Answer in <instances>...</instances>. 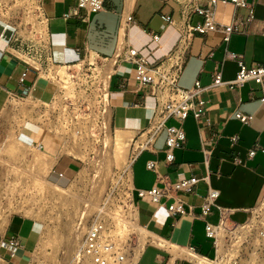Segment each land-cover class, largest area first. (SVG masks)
I'll return each instance as SVG.
<instances>
[{"label": "crops", "instance_id": "0c3cea01", "mask_svg": "<svg viewBox=\"0 0 264 264\" xmlns=\"http://www.w3.org/2000/svg\"><path fill=\"white\" fill-rule=\"evenodd\" d=\"M105 0V10L91 13L86 20L77 15L65 17L73 11L77 0H43L48 17L44 37L29 34L20 27L16 39L10 43L0 41V111L8 99L29 98L47 103L58 96L57 83L51 72L58 66L78 62L87 52L112 57L119 47L120 25L123 13L133 6L135 22L129 27L131 44L148 62L155 63L166 57L177 45L181 33L177 24H168L161 13L180 18L175 1L161 3L158 0ZM209 5V0H201ZM248 6L236 7L219 1L215 7V19L224 24L234 22L236 31L228 44L222 32L196 33L178 85L191 88L199 80L202 86H211L202 97L206 101L207 115L197 121L190 114L184 123L186 141L183 148L174 151L175 159L166 160L165 130L160 132L149 146L142 149L135 160L126 166L134 190L132 197L137 208L138 223L144 231V247L134 264H205L204 259L218 257L217 241L206 232V221L217 225L243 223L264 196V95L262 86L250 81L241 88L228 85L212 86L215 66L223 63V79L232 80L239 71L238 61L227 57V51L242 57L247 66L264 63V0H246ZM251 11L253 13H251ZM81 14H85L82 10ZM253 14V17H251ZM194 15L193 23L202 20ZM160 35L159 41L152 34ZM122 46V45H121ZM120 46V48H121ZM62 89V88H61ZM109 116L119 140L132 141L146 130L154 118L157 100L149 87H142L135 77V65L121 60L110 79ZM241 110L254 116L251 124H243L235 117ZM172 125L180 123L168 119ZM19 142L33 146L31 158L38 157L39 169L53 173L71 174L80 168L81 162L64 151L65 138L36 122L27 121L19 130ZM222 136L213 142L216 134ZM239 140L233 144L232 135ZM143 134L138 143L145 142ZM212 148L211 157L205 161L203 141ZM42 143L39 149L37 144ZM256 154L248 157L249 149L256 144ZM117 147V146H116ZM111 153L112 160L118 155ZM235 158L241 161L236 162ZM149 160L158 162V170L171 181L191 176L201 179L196 193H183L186 209L192 213L171 215L167 204L156 203L149 197L140 198L139 189H151L157 183V174L147 168ZM79 164V165H78ZM130 166V168H129ZM75 174V173H74ZM208 177L206 181L205 178ZM209 186L219 190L210 214L199 218L201 203ZM240 216L242 221H235ZM222 222V223H223ZM39 224L28 218L12 220L5 232L0 233V264L22 262L18 257L29 254L36 261L39 249ZM17 238L20 247L11 257L3 242ZM38 245V247H37Z\"/></svg>", "mask_w": 264, "mask_h": 264}, {"label": "built area", "instance_id": "2783aa9c", "mask_svg": "<svg viewBox=\"0 0 264 264\" xmlns=\"http://www.w3.org/2000/svg\"><path fill=\"white\" fill-rule=\"evenodd\" d=\"M161 3L167 1H175L178 4L180 18L174 19L171 14L161 13L160 17L168 24H177L181 33L180 39L174 49L163 59L155 63H150L145 56L141 55L137 48L130 42L129 27L135 22L133 6L127 9L122 16L120 25L119 47L116 54L112 57H104L99 53L87 52L78 62L70 65L56 67L51 72V79L54 80L58 87V93L65 90L73 91L84 96L81 104L85 113L90 114L94 108H99L100 121H103L102 114L110 107V79L121 60L135 65V77L140 86L149 87L151 94L156 98L157 105L153 120L149 127L141 132L137 138H140L145 132H148L149 137L155 134L153 139L147 143L136 144L139 139H136L134 147V155L132 162L137 157L138 153L149 146L154 138L163 130L166 131V160L171 163L175 159L174 151L183 148L186 141V133L182 124L186 118L192 114L199 121L205 118L207 124H212V121L207 115L206 99L202 97L203 93L211 86H202L197 80L191 88H182L178 85L179 78L182 73V68L185 63L187 54L192 45L193 37L196 33L206 34L210 31L222 32L224 41L229 43L231 35L236 31L234 22L224 24L215 19V7L219 1L224 3H232L236 7H246V0H209V5L202 4L201 0H158ZM30 16L23 18L21 24H18L17 14L19 11L18 0H0V41L6 43L16 39L20 27H26L29 34L38 35L41 38L47 33L48 17L46 16L43 0H29ZM84 10L85 14H81ZM105 10V0H77V5L73 11L65 14V17L77 15L82 20H86L91 13H96ZM251 13H253L251 11ZM194 15L202 16V20L193 23ZM32 17V19H30ZM253 17V14H251ZM29 18V20H27ZM19 25V26H18ZM124 31V32H123ZM122 33L124 37L122 38ZM155 41H159L160 35L152 34ZM123 40V42H122ZM122 45V46H121ZM121 46V48H120ZM228 58H234L238 61L239 71L232 80L223 79V63H218L215 66L214 80L212 86L228 85L231 88H241L250 81H255L262 86L264 93V63L247 66L241 56L227 51ZM264 102V95L262 97ZM235 117L243 124H251L254 116L237 110ZM175 119L179 125H168V119ZM154 124V125H153ZM102 126V125H101ZM103 130V129H102ZM104 132V131H103ZM222 133L216 134L213 142H216ZM230 140L233 144L239 140L238 135H232ZM203 152L205 161L208 162L212 148L208 145V141H203ZM257 143L253 148L249 149L248 157L252 158L257 151ZM41 149L42 143L37 144ZM236 162H240L239 158H235ZM131 162V163H132ZM147 168L157 174V183L151 189H139L138 196L140 198L149 197L151 201L156 203H166L167 210L171 215L189 212L186 209V200L182 197L183 193H196L197 186L201 179L196 176H191L178 181H171L158 170V162L149 160ZM63 176L62 172L58 173ZM126 171H123V176ZM122 176V177H123ZM124 178V177H123ZM208 180V177L205 178ZM133 186L127 184L124 190L125 199L123 205L127 208L128 204L135 205L132 192ZM219 190L209 186L203 201L201 203V213L199 218L205 219L211 212L212 206L215 204ZM163 204V203H162ZM256 206L250 214V217L243 222L244 224L254 218L255 235L259 241L264 244V196L260 204V210H256ZM129 210V209H128ZM110 212H115V209L104 204L96 206L85 205L80 210L77 218V229L81 227L82 239L78 248H76L71 256L70 262L66 264H123L125 260L134 257V239L138 237L135 232H127L122 224L117 219L110 215ZM127 218L135 221L134 216L126 215ZM206 221V232L210 237L217 241V230L224 220L219 224L214 225ZM243 223H234V227ZM129 231V230H128ZM135 235V237H134ZM138 240V239H137ZM9 251L11 257H14L17 249L20 247V242L17 238L9 239L2 243ZM9 264H19L10 262ZM27 264H36L32 262V258Z\"/></svg>", "mask_w": 264, "mask_h": 264}, {"label": "rangeland", "instance_id": "374dc122", "mask_svg": "<svg viewBox=\"0 0 264 264\" xmlns=\"http://www.w3.org/2000/svg\"><path fill=\"white\" fill-rule=\"evenodd\" d=\"M142 2L139 0V4ZM29 4V0H18L19 12L15 15L19 25L23 18L30 16ZM83 100L84 96L79 93L65 90L47 103L26 97L11 98L0 111V233L17 218L37 221L40 233L34 261L37 264L70 262L78 245L73 239L81 233V227L77 229V218L83 206L105 203L115 209L110 212L112 217L116 213H129L130 204L127 208L123 205L124 190L127 184L131 187L126 166L132 161L139 138L137 136L131 145L127 140H119L108 108L100 121L99 108L85 113ZM27 121L39 123L65 138L64 151L81 162L80 168L63 177L50 169H39L38 157L31 158L33 146L19 142V130ZM167 124L172 125V122ZM116 148L118 156L112 160L111 153L115 154ZM123 171H126L125 176ZM234 219L243 220L240 216ZM233 225L225 224L229 232L224 245L225 258L218 256L214 261L264 264V244L256 240L254 232L235 236L233 232H237L240 225ZM140 243L138 236L133 242L135 249ZM18 258L22 262L30 260L29 254Z\"/></svg>", "mask_w": 264, "mask_h": 264}, {"label": "bare ground", "instance_id": "6f19581e", "mask_svg": "<svg viewBox=\"0 0 264 264\" xmlns=\"http://www.w3.org/2000/svg\"><path fill=\"white\" fill-rule=\"evenodd\" d=\"M130 5H132V3H133V0H129V2H128ZM124 32V31H123ZM124 37V33H122V38ZM122 42H123V40H122ZM154 125V124H153ZM144 134H146L147 136H148V138H147V140H145V142H143L144 144L145 143H147L149 140H151V139H153V137H154V135L155 134H152L150 137H149V134H148V132H145ZM139 144V143H138ZM129 168H130V166H129ZM64 176V175H63ZM63 176H61V177H63ZM58 188V187H57ZM59 190H62V189H60L59 188ZM262 200H263V198L261 199V201H260V203H259V205H258V208L256 209L257 211L258 210H260L261 208H259L260 207V204H261V202H262ZM128 208H129V213H124V214H119V213H116V216H114L113 218H115V219H117L118 220V222L120 223V224H122V226L125 228V229H128L130 232H135L138 236H139V238H140V240H142V236H143V234H144V231L145 230H143L142 228H141V226L139 225V223H138V213H137V208L134 206V205H130V207L128 206ZM126 215H132V216H134V219H135V221H132L131 219H129V218H127V216ZM225 224L227 225V222H223L220 226H219V228H216V230H217V244H218V248H219V250H218V256H219V258L220 257H222L223 259L225 258V256H226V251H225V249H224V245H225V243H226V237H227V235H228V230L226 229V227H225ZM240 225V227L238 228V231L237 232H233V234L236 236V235H240V234H243V235H245L246 233H250V232H254L253 231V229H255V221H254V218L253 219H250V221L249 222H247V223H243V224H239ZM238 225V226H239ZM237 226V227H238ZM255 233V232H254ZM81 239H82V232L81 233H79L74 239H73V241H77V247L76 248H78L79 247V245H80V242H81ZM256 240L257 241H259L257 238H256ZM242 241V240H241ZM259 242H261V241H259ZM142 245V242L139 244V246L135 249L134 248V258H131L132 260L130 261V259H127V260H125L124 261V263L123 264H127V262H128V264H131L133 261H134V263H135V261H136V259H137V257H138V255H139V253H140V250L144 247V245L143 246H141ZM228 247V246H227ZM229 249H231L230 247H229ZM228 254V253H227ZM229 255V254H228ZM229 259V258H228ZM203 262L205 263V264H223L222 263V261L220 262V261H214V260H207V259H204L203 260ZM36 263V262H35ZM133 263V264H134ZM37 264V263H36ZM225 264V263H224ZM253 264H254V262H253Z\"/></svg>", "mask_w": 264, "mask_h": 264}]
</instances>
